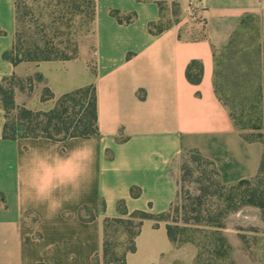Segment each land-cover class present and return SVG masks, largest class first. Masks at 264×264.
Listing matches in <instances>:
<instances>
[{
    "label": "crops",
    "instance_id": "1",
    "mask_svg": "<svg viewBox=\"0 0 264 264\" xmlns=\"http://www.w3.org/2000/svg\"><path fill=\"white\" fill-rule=\"evenodd\" d=\"M179 1L180 22L154 35L156 0H96L94 33L80 39L78 58L15 65L4 58L15 41V0H0V82L45 78L31 94L17 90V104L47 112L63 95L94 85L99 121L95 137L7 140L0 103V264H103L104 219L121 216V201L129 214L167 212L183 154L211 160L225 184L264 168V141H246L215 93L213 55L245 15L264 26V0H194L203 22L189 16L192 0ZM111 10L137 17L121 24ZM192 61L203 65L198 84L186 76ZM46 87L53 98L43 101ZM88 211L94 218L81 219ZM174 250L167 224L146 220L127 264H161Z\"/></svg>",
    "mask_w": 264,
    "mask_h": 264
},
{
    "label": "trees",
    "instance_id": "2",
    "mask_svg": "<svg viewBox=\"0 0 264 264\" xmlns=\"http://www.w3.org/2000/svg\"><path fill=\"white\" fill-rule=\"evenodd\" d=\"M146 2L149 0H137ZM170 16L165 14L167 0H156L161 12L159 21L149 24L151 34L158 35L181 20L182 7L179 0H170ZM16 31L13 48L4 54L6 60L18 65L41 61H68L78 58L79 42L84 36L94 33L96 0H15ZM110 15L121 24L133 22L137 14H125L111 10ZM255 15L247 14L239 21ZM237 31L230 42L213 51L215 60L214 88L219 100L228 108L231 120L241 136L248 142H263L261 120L264 111V54L261 46L239 47ZM96 73V70H94ZM187 79L194 84L201 82L203 65L192 61L186 70ZM45 78L37 73L29 77L12 75L0 82V103L5 109L6 123L4 138H49L65 140L74 137L90 138L99 136L97 91L89 85L60 97L50 111H33L16 102L17 90L32 93L35 86L44 83ZM53 98L49 88H45L42 100ZM255 117L256 119H253ZM181 178L175 201L167 212L151 214L145 211L128 213L125 202H119V217H107L103 221V250L97 261L103 264H127V256L136 251V239L142 231L144 221L153 220L167 224L169 239L176 246L192 224H206L224 228L222 222L229 213L252 205L264 209V194L259 190L238 192L241 186L249 185L253 179L241 180L233 184L222 182L215 164L200 155L183 154ZM197 174V177H195ZM193 179L199 195L187 199L180 190L181 183ZM133 195L138 192L133 189ZM217 196L225 207L214 216L208 200ZM222 204V205H223ZM84 210V209H83ZM218 216V217H217ZM88 211L83 220H92ZM218 221V222H217ZM224 249H214L215 255L230 254L231 246L226 238Z\"/></svg>",
    "mask_w": 264,
    "mask_h": 264
},
{
    "label": "rangeland",
    "instance_id": "3",
    "mask_svg": "<svg viewBox=\"0 0 264 264\" xmlns=\"http://www.w3.org/2000/svg\"><path fill=\"white\" fill-rule=\"evenodd\" d=\"M167 1L165 14L168 17L171 1ZM235 37H238L239 47L254 49L261 46L264 54V26L259 17L245 19ZM253 119L256 118L253 117ZM261 121V130H254V133L264 134V111ZM180 166L181 161L178 159L173 168L178 174V180L182 175ZM257 189L264 194V168L249 185L241 186L237 191L244 193ZM180 190L187 199L199 195L197 184L190 178L181 183ZM207 202L214 216L225 207L217 196L211 197ZM222 222L225 224L224 228L206 224L189 226L181 235V242L176 244L174 252L167 255L161 264H264V209L247 205L236 212L229 213ZM222 237L226 238L232 247L230 254L226 256H218L213 252L215 248L227 247H223L221 245L223 242L217 240Z\"/></svg>",
    "mask_w": 264,
    "mask_h": 264
},
{
    "label": "built area",
    "instance_id": "4",
    "mask_svg": "<svg viewBox=\"0 0 264 264\" xmlns=\"http://www.w3.org/2000/svg\"><path fill=\"white\" fill-rule=\"evenodd\" d=\"M189 16L203 22V20L198 16V4L194 0L189 3Z\"/></svg>",
    "mask_w": 264,
    "mask_h": 264
}]
</instances>
